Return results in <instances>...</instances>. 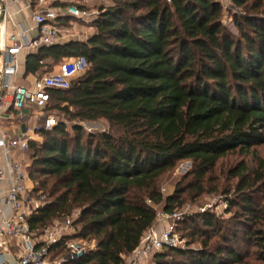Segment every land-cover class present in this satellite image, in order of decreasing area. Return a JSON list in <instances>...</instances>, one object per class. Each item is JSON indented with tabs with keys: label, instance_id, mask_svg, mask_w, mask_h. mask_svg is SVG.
<instances>
[{
	"label": "trees",
	"instance_id": "16d2710c",
	"mask_svg": "<svg viewBox=\"0 0 264 264\" xmlns=\"http://www.w3.org/2000/svg\"><path fill=\"white\" fill-rule=\"evenodd\" d=\"M108 1L87 41L41 47L25 64L26 76L79 56L90 65L68 90L50 91L45 110L61 117L28 152L34 194L46 199L31 230L78 212V236L96 243L72 264H125L156 225L158 207L172 214L185 193H204L202 181L230 153L264 146V0H231L242 10L236 32L224 26L220 0ZM100 121L115 133L86 135L81 124ZM183 161L195 166V183L165 197L160 179ZM230 175L243 203L230 204L241 208L240 230L221 234L215 217L201 214L212 231L196 226L190 238H204L202 248L165 249L156 264H173L171 254L184 259L177 264H264V210L250 194L264 180V161L260 171L242 163ZM214 238L224 244L211 245ZM244 242L251 256L239 252Z\"/></svg>",
	"mask_w": 264,
	"mask_h": 264
},
{
	"label": "built area",
	"instance_id": "2783aa9c",
	"mask_svg": "<svg viewBox=\"0 0 264 264\" xmlns=\"http://www.w3.org/2000/svg\"><path fill=\"white\" fill-rule=\"evenodd\" d=\"M103 2V0L67 1L55 6L51 0H13V3L31 6L32 20L39 35L28 39L27 32L7 36L5 41L10 45L4 46V60L0 50V109L7 104L8 92L11 97L10 107L15 111L46 109L50 100V91L68 90L71 82L86 73L90 67L86 57L79 56L63 62L57 72L47 74L37 80L33 88L15 84L19 72L17 54L22 50L36 51L41 47H52L71 41H87L88 32L77 33L75 25L91 28L100 11L91 10L88 2ZM225 10L232 8L231 0H220ZM0 24H4L9 15L10 7L0 0ZM3 17V18H2ZM70 19V26L65 24ZM2 26V25H1ZM89 26V27H88ZM1 32V31H0ZM85 39V40H84ZM0 113V149L4 164L0 165V185H5L2 192L3 203L0 204V264H72L81 260L87 253L96 250L95 242H87L78 236L79 229L74 227V219L67 218L64 222L44 230L42 233L33 232L29 225L30 217L46 205L43 195L34 194L35 185L32 182L28 168L30 166L28 152L32 141L30 133L51 131L57 125V118L47 117L33 130L16 137L7 135L1 124ZM21 153L22 157L16 155ZM0 157V158H1ZM10 211V215L7 214ZM182 220L178 213H160L157 225L142 238L139 246L129 256L124 257L125 264H146L156 254L168 248H179L182 242L176 233L177 226ZM16 250L13 259H9ZM58 253L52 262L53 254Z\"/></svg>",
	"mask_w": 264,
	"mask_h": 264
},
{
	"label": "rangeland",
	"instance_id": "374dc122",
	"mask_svg": "<svg viewBox=\"0 0 264 264\" xmlns=\"http://www.w3.org/2000/svg\"><path fill=\"white\" fill-rule=\"evenodd\" d=\"M110 5V1L103 0V2L96 1L91 3L89 6L91 10L100 11V8L108 7ZM223 12L224 15L222 22L224 26L231 31L236 32L233 16L241 13L242 10H236L232 8L231 10L224 9ZM83 27L84 26L79 29V26L75 25L74 29H76L77 33H81V35L83 31L88 32L87 36L89 38L92 32L91 29ZM48 112L54 116L60 115L59 112L56 111ZM30 123L31 125L33 124V122ZM81 126L84 129L86 135L100 134L104 132H112L113 134L115 133V131H112L109 125L104 121L89 124L82 123ZM262 161H264V146L251 149V152L246 155L239 152V150H237L235 153H230L227 157L222 159L217 164L214 171L208 174L204 181H202L204 188V193L202 195H198L196 192L192 194L187 192L182 196V198L185 200L183 207L177 208L172 212L178 213L182 216V220L178 224L179 229L177 235L182 242H185V244L183 246H179V248L191 250H198L202 248V242L205 240L204 238H202L200 235L190 238V234H192V232L196 229V226H198L202 231H212V229H207L202 224V220L197 217L201 214H212L217 220L218 230L221 231V234L230 236L235 230H240L235 225L234 218L243 216L241 208L232 207L230 209V204L233 203L237 206H243V203L239 198V195L235 194L234 191L236 185L238 184V180L233 179L230 173L242 163H244L249 168L250 172L260 171ZM194 170L195 166L191 161L177 163L172 170H170L160 179V190L163 195L165 197L170 196L174 194L178 188H185V190H187L190 184L195 183V175H193ZM250 194L254 200L255 206H258L259 209L261 208L264 210V180L257 187L252 189ZM162 206L158 207V215L163 212ZM78 214V212H74L71 218L75 219ZM154 229L162 230L161 226L158 227L157 224L154 226ZM210 244L214 245L224 243L223 240L214 238ZM229 245L234 246L232 243ZM239 252L244 255L248 254V256H251L255 253V249L251 247V245L244 242L243 244L241 243ZM54 260L55 258H53L51 261L53 262ZM168 260H170V262L173 264H177L179 262H183L184 259L171 254L169 255ZM249 263L261 264L260 262H254L253 260H249ZM146 264H156L154 256L150 258Z\"/></svg>",
	"mask_w": 264,
	"mask_h": 264
},
{
	"label": "crops",
	"instance_id": "0c3cea01",
	"mask_svg": "<svg viewBox=\"0 0 264 264\" xmlns=\"http://www.w3.org/2000/svg\"><path fill=\"white\" fill-rule=\"evenodd\" d=\"M67 1L71 0H51L53 5H62ZM78 1V0H74ZM88 1V0H87ZM4 3L10 7L9 15L7 16V19L4 24H0L1 32H0V50L2 54V60H4V46L5 43L7 46L10 45L9 41H5V34L7 36H10L12 34L16 35L23 31V29L27 32L28 39H34L39 35L38 29L35 26L33 20H32V8L31 6L27 4H17L13 3V0H4ZM94 2H88V5ZM2 6V3H0V7ZM1 22V18H0ZM2 25V26H1ZM70 26V25H67ZM82 26L79 25V29ZM76 30V29H75ZM35 51L31 50H22L17 54V60L19 62V72L15 78V84L19 86H24L27 88H33L34 83L41 79L43 76L47 75L48 73H40L38 75H25V64L26 59L30 53H33ZM0 62V66L2 63ZM60 65V64H59ZM59 65L55 66L52 69V73L57 72L59 69ZM1 93V90H0ZM3 95H7L6 98V106L2 109H0V113L2 114L1 118V124L5 128L7 135L10 137H16L19 135H23L26 133L27 129L33 130L36 125L41 124L45 121L47 117L54 116L50 114L48 111L44 109H39L37 107H34L32 109H25L22 111H14L10 107L11 103V97L8 92H4ZM30 122H33V127ZM89 124V123H88ZM23 127L26 129L25 132H23ZM32 141L41 142L42 137L38 133H30ZM17 156L22 157L21 153H16ZM2 156V150L0 149V157ZM4 164L3 157L0 158V165ZM6 189L5 185H0V204L3 203V196L2 192ZM7 214H11L9 210H7ZM159 227V226H158ZM16 255V250H13V254L9 259H13Z\"/></svg>",
	"mask_w": 264,
	"mask_h": 264
},
{
	"label": "water",
	"instance_id": "95a60500",
	"mask_svg": "<svg viewBox=\"0 0 264 264\" xmlns=\"http://www.w3.org/2000/svg\"><path fill=\"white\" fill-rule=\"evenodd\" d=\"M2 18H3V17H2ZM0 31H1V27H0ZM22 130H23V132H25V131H26V129H25L24 127H23V129H22Z\"/></svg>",
	"mask_w": 264,
	"mask_h": 264
}]
</instances>
